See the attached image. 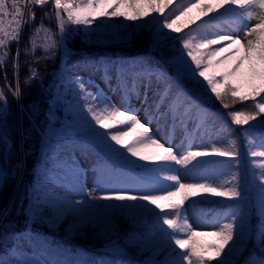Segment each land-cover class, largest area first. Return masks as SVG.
Wrapping results in <instances>:
<instances>
[{
  "label": "snow or ice",
  "instance_id": "6c2138e0",
  "mask_svg": "<svg viewBox=\"0 0 264 264\" xmlns=\"http://www.w3.org/2000/svg\"><path fill=\"white\" fill-rule=\"evenodd\" d=\"M46 3L47 0H23V8L26 9L24 11L21 0H11L12 10L9 12L5 0H0V15H11L10 24L15 25L11 32L0 28V31H5V39H0V46L6 45V40L9 43L18 41L22 27L35 20L33 6H44ZM52 3L55 19L58 22L59 38L46 44L44 51L53 55L57 50L63 52L66 41L74 32L91 37L93 35L91 27L96 25L99 28L98 18L123 17L131 22L143 21L140 25L142 28L151 29L157 38L167 40L176 38L171 37L163 30L169 29L171 32L179 33L181 29L174 27L176 21L187 16L193 7L199 9V16L196 19H200L208 16L209 13L216 12L217 8H223L225 12H230L233 11V5L238 6L241 11L235 13L238 23L232 31L212 33L213 38L202 34L199 38L182 39L183 54L176 57V70L172 75L165 76L162 73L154 72L151 68L143 67L138 70H129L123 65L116 66L113 75L108 64L97 65L94 70L102 72V79L108 84L109 91L121 94L123 107L113 104L106 94H101V90L98 88L95 92L89 91L88 85L79 75L68 80V83L78 89L77 97L82 106L81 111L90 115L91 121H94L100 129L105 130L104 132L95 130L90 121H85L88 127L93 129L94 136L103 147L121 158H124L127 153L130 157L138 158L139 161L154 164L153 167H146V171L154 177L155 183H160L161 180L171 181L172 184L166 187H171L172 190L165 191L163 195H154L149 192L132 195L126 191H113L97 195L100 190L99 184L89 191H86L84 185L80 184L76 191L85 193L88 199L69 200L66 208L81 216V226H83V218H92L95 214L93 210H99L100 215H108L122 209L126 203L147 202L144 211L151 213L158 224L165 225L167 229L171 230L170 232L164 231V236L170 245L174 244L181 250L179 252L172 251L170 255L173 258L166 264H210L213 260L216 261V264H239L237 253L243 255L240 246L248 236L246 216L237 206L244 199L245 179L234 173L232 186L222 189L211 183H182L178 175L169 174L176 172L174 165H180L186 171H194L201 163V158L207 156L235 159L240 155L236 150L235 141L226 149L212 147L210 151L205 149L179 154L173 146H165V143L154 138L151 128L153 123L159 125L169 114H171V122H177V109L180 105L176 101H180L185 106V111L179 118V123L184 126L185 132H188L189 121L198 130L205 121L212 118L214 114L202 107L198 98L189 90L188 84H191L193 88L205 93L210 89L211 94L216 100L221 101L225 108L229 107L228 104L223 103L224 98L228 96L234 102H252L253 111L233 110L229 115L233 124L248 126L242 132L247 141L248 155L252 158H260L259 161L250 160L249 163L254 165L252 176L254 181L259 182L261 190L259 211L262 222L258 232L260 246L264 248V0H208V2L197 0L195 4L184 7L171 22L168 17H164L162 24L155 18L151 20H144V18L148 17L149 12L163 13L164 8L171 3V0H87V4L83 6L73 4L69 0H52ZM139 3L147 4L149 11H137L134 6ZM125 4L133 8L132 15L120 11L121 6ZM257 8L259 12L256 11ZM25 15L29 17L28 20L24 19ZM65 15L67 20L64 19ZM47 16L48 14L45 13V17ZM252 20L258 22L251 26L246 23V21ZM188 23H195V19H190ZM69 24L76 27L69 28ZM117 27L123 26L117 25ZM197 31H199V26H197ZM241 33L243 39L240 36ZM9 37L10 40H8ZM221 44L224 46L214 47ZM223 53H229L230 58L222 56ZM7 55L8 53H5V56ZM185 56L190 58V63L185 59ZM30 75L32 78H36L38 73L30 69ZM113 79L116 81L115 86L112 84ZM30 82V80L26 81V83ZM13 97L19 100V89L13 92ZM132 98H134V103L131 102ZM169 98H171L170 103L168 102ZM6 109V97L0 95V143L5 145L10 140L9 132L5 128ZM141 112H143V116L140 115ZM124 126H129L127 131H108ZM257 126L260 128L258 144L254 143L257 137L252 136ZM167 130L168 126L165 125V131L167 132ZM189 134L194 135L195 132ZM127 137H132V139L126 141ZM250 137L251 139H249ZM115 145L125 148L126 153L121 152ZM256 148L260 150H256ZM193 161L196 163L193 164ZM126 162L138 166L136 161L130 158ZM189 165L192 167L189 168ZM202 193L225 197L234 202L233 211L225 217L228 222L219 225V231L196 232L188 222L185 202L198 196L201 200H206L207 196L201 195ZM99 201H114L116 203L101 204ZM162 201L166 203H161ZM50 203V198L47 195L36 196L35 207L41 209L40 218L45 223L51 219V216L45 212V208ZM147 205H153L154 209L148 208ZM155 209L160 211L157 213ZM180 232H185L187 238H179L178 233ZM201 235L215 237L216 241L211 244L200 243L196 237ZM0 264H7V262L0 260ZM32 264H47V262L36 259L32 261ZM249 264H264V254H261L258 261H249Z\"/></svg>",
  "mask_w": 264,
  "mask_h": 264
},
{
  "label": "trees",
  "instance_id": "16d2710c",
  "mask_svg": "<svg viewBox=\"0 0 264 264\" xmlns=\"http://www.w3.org/2000/svg\"><path fill=\"white\" fill-rule=\"evenodd\" d=\"M196 2L197 0H171L163 13H157L160 24L163 23L164 17H168L170 22L184 7ZM33 7L35 20L23 26L20 43L16 46L13 41L9 45L7 58L0 62V91L6 97L7 103L5 128L9 132L11 143L6 154L5 144L0 143V160L4 169L0 187V214L6 208L0 220V260L6 261L7 264H32L36 259L49 261L45 253H55L56 257L52 258L54 264H166L173 258L170 255L172 251L181 250L174 244L170 245L165 238L164 231L171 230L165 225L158 224L151 213L145 212L139 205L129 209L125 205L122 209L100 218L96 226L90 224L85 228L73 230L64 224L57 230H51L41 221V209L35 207L36 196L43 192L47 177H52L48 172L50 166L48 158L51 155L49 150L67 138V129L61 127L63 106L57 101L65 80L64 69L76 61H84L88 65L100 62L111 67L124 64L132 66L134 58L147 55L168 67L173 74L176 70L175 59L183 54L182 39L199 38L202 34L213 38L209 28L214 14L205 17L206 19L201 22L182 28L179 33L171 36L176 39L156 41L150 31L140 28L133 32L129 47L87 44L81 39L80 34L74 32L66 41L63 52L57 50L53 55L44 51L46 44L59 38L52 0H49L46 7ZM232 9L234 12L224 10L221 16L232 20L228 26L233 30L238 23L235 10L239 8L233 5ZM239 11L241 10H237ZM45 13L48 14L47 17ZM28 19L26 16V20ZM64 19L67 20L65 16ZM68 27L75 28L70 24ZM37 29L39 31H36ZM223 46L221 44L214 47ZM185 59L190 63V58L185 56ZM30 69L38 73L36 78L31 77ZM29 80L31 82L26 83ZM188 88L202 106L214 110L222 117L224 131L234 129L242 134L248 127L233 124L229 113L233 110L253 111L251 101L234 102L228 96L223 101L229 105L225 108L210 90L205 93L193 88L191 84H188ZM17 89L20 91L19 100L13 97V92ZM254 131L259 137V126ZM125 139L130 141L132 137ZM116 148L126 153L122 146L118 145ZM237 151L240 155L235 159L218 156L201 158V163L194 170L193 183H211L216 186L223 169L233 166L245 168L244 199L240 202H244L246 207L244 210L242 207L239 208L246 216L248 236L240 246L243 255L238 252L237 257L239 264H249V261H258L261 254H264L258 232L262 222L259 211L261 190L259 182L254 181L252 176L254 165L249 163L250 160L259 161L260 158L250 157L247 146L240 147ZM101 157V166L96 169L97 173L101 171L102 177L111 178L115 183L129 179L136 186L156 190L163 183V180L155 183L154 177L146 171V167H153L154 164L139 161L127 153L121 158L104 147ZM129 158L136 161L138 166L127 163ZM134 185L130 184L127 187L133 188ZM102 191L101 194L117 190L104 188ZM201 195L207 196V199L201 200L198 196L186 201L185 204L197 208L201 217L214 226L196 232L219 231V225L228 222L225 217L233 211L234 202L211 194ZM45 212L50 216L48 207L45 208ZM26 228L32 252H26L23 257H11L10 248L19 240L20 234ZM178 235L179 238H187L185 232ZM196 239L200 243L208 244L216 241L215 237L208 235H201ZM210 264H216V261L213 260Z\"/></svg>",
  "mask_w": 264,
  "mask_h": 264
},
{
  "label": "rangeland",
  "instance_id": "374dc122",
  "mask_svg": "<svg viewBox=\"0 0 264 264\" xmlns=\"http://www.w3.org/2000/svg\"><path fill=\"white\" fill-rule=\"evenodd\" d=\"M6 1V0H5ZM69 2L73 4H79L81 6L87 4V0H69ZM208 2V0H205ZM49 4V0H47L46 5L39 6V7H46ZM195 4V3H194ZM191 5V4H190ZM188 5L187 7H189ZM22 10L26 11L23 8V0H21ZM135 9L137 11L143 12L147 10V4L139 3L136 4ZM54 8V5H53ZM223 8H217V11L214 13H209L208 16L213 14H217L221 12ZM111 11V9H109ZM120 11H123L129 15L133 14V8L129 7L127 4L121 6ZM259 12V9L256 10ZM27 15L24 16V18ZM178 16V15H177ZM199 16V9L193 7L191 11L188 13L187 16L181 17L179 20L176 21L174 27L176 28H184L185 25H191L193 23H188L190 19H195V22H201L206 19L208 16L201 17L200 19H196ZM66 17V15H65ZM206 17V18H205ZM67 18V17H66ZM157 19L159 21V16L157 13L149 12L148 17H145L144 20H151ZM176 18V17H175ZM174 18V19H175ZM214 19V18H213ZM221 18L217 17L213 24L210 27L212 33L215 32H230L229 26L227 25L226 21H219ZM12 20L11 15L3 16L0 15V28H3L6 32H11L12 27H15L14 24H10ZM26 20V18H25ZM173 20V19H172ZM171 22V21H170ZM219 22V23H215ZM257 20L246 21L250 26L257 23ZM143 21L138 22H131L125 20L123 17L119 18H98L97 24L91 27V31L93 35L91 37L84 36L80 34L81 39L86 42L87 44L91 45H99V46H118V47H129L130 41L132 38V34L135 31H138L142 28L140 25ZM108 25H112L111 27H106ZM117 25H122L123 27H117ZM76 27V26H75ZM83 27V26H80ZM151 32L152 37L156 40H163L164 38H157L153 30L144 28ZM23 27L20 32V37L18 41H15L16 46H18L19 41L21 40ZM5 31H0V39H5ZM165 33H168L170 36L175 34L176 32H171L169 29L163 30ZM241 38L243 39V34H240ZM10 40V37L8 38ZM10 43L6 40V45L0 46V62H3L7 56L5 53L9 54V45ZM222 56L229 57V53H223ZM219 59V57L217 58ZM132 66L123 65L126 69L129 70H138L139 68L143 67L145 69L151 68L154 72L162 73L165 76L172 75V71L168 69V67L163 66L158 60L151 56H142L136 57L132 60ZM97 65H102L100 62H96L93 65H88L84 61H76L69 67L64 69L65 80L62 83V89L59 93L57 101H59L63 108H62V124L61 127L67 129L68 133L67 138L58 142L53 149L49 150L50 157L48 158L49 161V169L48 172L52 175L51 178L45 180L46 184L44 185V190L41 194L42 197L47 195L50 198V205L48 208L50 209V216L51 219H48L45 223L46 226L51 230H57L58 227L63 226L64 224L76 230L78 228H85L88 225L96 226L100 218L106 215H100L99 210H93L94 216L92 218L85 217L83 218V226L81 216L68 210L66 208V204L69 200H86L88 199L85 193H78L76 189L79 187L80 184H83L86 191H89L93 188H96L97 185H100V190H98L97 195H104L107 194V190L105 193L102 190L105 188H113L117 191H126L132 195H140L145 192H149L150 194L154 195H163L165 191L172 190L171 187H166L167 185H171V181H163L162 185L158 187L156 190L155 188L151 187H139L138 185H134L133 181L126 179L125 181H119L115 183L111 178H105L101 176V171L97 173L96 169H99L101 166V152L103 145L99 142V140L94 136L93 129L88 127V124L85 122L90 121L95 130L100 132H104V129H100L98 125H95L94 121H91L90 115L81 111V103L77 97V91L73 85L68 83L70 78L79 75L82 79L86 82L89 87V91L95 92L98 89L101 90V94H106L107 97L112 101L113 104L123 105L121 104L122 96L120 93H114L109 91L108 84L105 83L104 79H102V72L95 71V67ZM169 66V65H168ZM116 66L111 67L110 71L113 72L114 75V68ZM127 75V74H126ZM202 79V78H201ZM60 81V78H59ZM206 83V82H205ZM113 86L116 85L115 79L112 81ZM16 86V85H15ZM210 90V89H209ZM162 91V89H161ZM131 102H135L134 98H132ZM168 102H171V98L168 99ZM180 107L177 109V122H171V114H169L163 122L159 125L153 123L151 125L154 138L159 139L162 143H165V146L171 145L179 154H186L187 151H196V150H211L212 147L226 149L229 148L233 141L236 143V150L240 147L247 146V141L244 136L236 132L234 129L231 131H224L222 129L223 119L222 117L215 112L214 110L207 108L211 113L214 115L211 119L205 121L202 126L196 130L194 124L189 121V128L188 132H185L184 126L179 123V118L181 114L185 111V106L180 102L176 101ZM202 106V105H201ZM204 107V106H202ZM54 108V104L52 105ZM143 116V112L140 113ZM165 125L168 126L167 132L165 131ZM129 126H124L123 128H114L108 130L109 132H114L117 130L127 131ZM195 132L194 135H190L189 133ZM252 136L257 137L256 132L253 131ZM78 137V138H72ZM251 139V137L249 138ZM113 143L114 142H111ZM254 143L258 144L259 139L257 137L254 140ZM11 143L8 142L7 145H4V153L6 154ZM118 145H115V147ZM52 150L53 153H50ZM151 151V150H149ZM6 162V156H5ZM193 164L196 161L192 162ZM2 164V162H1ZM100 165V166H99ZM3 167V165H2ZM176 172L169 173V174H176L179 176L180 181L182 183H193L194 171H186L184 167L180 165H174ZM189 168L192 165L188 166ZM4 170V169H3ZM238 174L239 176L245 179V168L241 166H233L228 167L220 172V177L218 182L216 183L217 187H221L222 189H228L232 186V175ZM50 176V175H48ZM4 177V175H3ZM114 183L116 184L114 187ZM130 184L134 185L135 187L129 188ZM116 188V189H115ZM230 202H233L230 200ZM9 203V202H8ZM99 203L101 204H111L116 203L114 201H102ZM161 203H166L162 201ZM147 202L135 201L131 202L130 204L126 203V207H134L139 205L141 208L144 209V206ZM238 207H242L243 210L246 207V204L243 202H239L237 205ZM148 208L154 209L153 205H147ZM186 212H187V219L189 224L192 226L193 231L198 230H208L212 228L214 225L205 221L199 212V210L195 207H190L185 204ZM127 209V210H128ZM156 212H159V209H155ZM130 213V210L128 211ZM110 214V213H109ZM162 225V224H161ZM27 228L20 234L21 237L17 240L13 246L10 248L9 255L11 257L20 256L23 257L26 252H32L30 241L28 240ZM18 246V248H16ZM44 254V253H43ZM48 256L49 261L46 260L47 264H54L52 258L56 255L55 253H45Z\"/></svg>",
  "mask_w": 264,
  "mask_h": 264
},
{
  "label": "water",
  "instance_id": "95a60500",
  "mask_svg": "<svg viewBox=\"0 0 264 264\" xmlns=\"http://www.w3.org/2000/svg\"><path fill=\"white\" fill-rule=\"evenodd\" d=\"M0 95H2L1 91H0ZM2 180H3V171H2V166L0 164V186H1ZM2 216H3V214L0 216V220H1Z\"/></svg>",
  "mask_w": 264,
  "mask_h": 264
},
{
  "label": "built area",
  "instance_id": "2783aa9c",
  "mask_svg": "<svg viewBox=\"0 0 264 264\" xmlns=\"http://www.w3.org/2000/svg\"><path fill=\"white\" fill-rule=\"evenodd\" d=\"M5 3H6V7H7L8 11L11 12V10H12L11 9V0H6Z\"/></svg>",
  "mask_w": 264,
  "mask_h": 264
},
{
  "label": "bare ground",
  "instance_id": "6f19581e",
  "mask_svg": "<svg viewBox=\"0 0 264 264\" xmlns=\"http://www.w3.org/2000/svg\"><path fill=\"white\" fill-rule=\"evenodd\" d=\"M16 248H18V246Z\"/></svg>",
  "mask_w": 264,
  "mask_h": 264
}]
</instances>
